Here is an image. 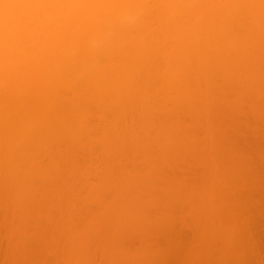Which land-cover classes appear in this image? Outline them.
Here are the masks:
<instances>
[{
  "label": "clouds",
  "instance_id": "9594fccd",
  "mask_svg": "<svg viewBox=\"0 0 264 264\" xmlns=\"http://www.w3.org/2000/svg\"><path fill=\"white\" fill-rule=\"evenodd\" d=\"M0 264H264V0H0Z\"/></svg>",
  "mask_w": 264,
  "mask_h": 264
}]
</instances>
